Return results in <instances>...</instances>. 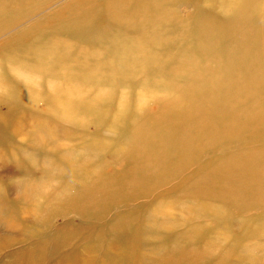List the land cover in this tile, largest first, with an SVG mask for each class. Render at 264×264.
Returning <instances> with one entry per match:
<instances>
[{
    "label": "rangeland",
    "instance_id": "rangeland-1",
    "mask_svg": "<svg viewBox=\"0 0 264 264\" xmlns=\"http://www.w3.org/2000/svg\"><path fill=\"white\" fill-rule=\"evenodd\" d=\"M96 2L99 0H51L35 12L40 3L38 0H0L2 68L6 67L10 59L8 52L13 47L29 44L37 40L36 34L40 35L41 29L51 28L46 21L59 19V13L80 8L73 6L95 5ZM176 5L181 21L179 34L184 35L174 41V30L165 25L167 30L163 38L150 46L157 57H147L142 54L144 47L133 48L134 41L126 39L122 42L128 45H120L113 54L119 62L117 71L98 66L89 68V72L84 67L56 65L46 74L35 69L33 63V68L28 67L20 74L24 79L38 75L44 88L48 85L44 80H55L49 81V89L58 85L63 77L79 83L61 87L59 92L65 97L75 92L84 93L88 98L94 87H101L93 102L71 100L65 106L64 115L59 112L60 104L48 103L42 96L36 100L39 115H46L45 110L50 109V116L43 123L52 127L54 146L62 147L59 151L52 150L49 145L33 146L23 140L29 121L23 123L21 136L10 130L11 124L27 117L23 112H30L27 103L20 98L21 87H0V201L4 210L0 213V235H10L3 236L7 237L6 242L0 239V264H84L79 256L86 253L87 245L106 247L113 244L123 252L144 244L147 248H155L167 245H158L160 238L157 235L161 234L163 241L170 242L177 233L189 228L191 231L185 233L187 243L196 245L199 250L205 246L201 244L200 236L214 240L224 231L225 245L216 241L212 246L213 253L219 258L223 256L227 264H264V86L261 85L264 82V0H176ZM229 7L232 9L227 10ZM24 11L29 13L28 18L17 23ZM87 11L93 29L104 27L101 9L93 7ZM205 13L210 20L201 24L196 17ZM35 25L33 30L26 32ZM229 47L234 52L223 51ZM192 59L198 65L192 69L195 73L191 74V67L187 66L172 68L176 62ZM197 73L203 76L197 78ZM87 75L100 76L99 81L103 83L87 84ZM4 78L11 80L12 77ZM172 78L179 81V89L172 88L167 93L184 91L183 96L172 97L179 100L175 110L171 109V104L167 111L160 112L161 103L152 97L136 101L138 91L148 89L146 92L152 95L151 85L161 83L168 86ZM131 79L133 83L128 82ZM14 80L11 81L14 83ZM187 85H196L199 92L184 90ZM204 85H210V88H204ZM118 87H124L125 92L120 100L117 99V104L113 102V94ZM136 106H140L141 125L135 122ZM155 118L160 120L154 122ZM200 120L202 125H199ZM186 122L190 128L192 124L195 126L196 133L187 131L177 139L186 140L193 133L197 138L194 146L175 148L170 144L164 147L166 138L169 139ZM227 122H237L238 129L237 126L230 129ZM8 134L23 144L26 152L9 150ZM219 145L224 154L213 160L216 153L209 152V149ZM89 146L94 150L83 160L90 167L97 160L100 163L91 172H77L75 178L72 177L71 183L76 184L75 191H78L74 197L80 201L84 197L89 202L83 205L86 210H93L96 205L106 208L117 203L112 211L114 216L107 219L85 217L68 208L71 211L53 212L48 219L45 217L47 222L36 229L28 227L37 215L38 203L40 207L50 202L57 208L66 206L68 194L62 188V181L69 178V171L63 161L69 156L74 158L73 162L81 163L83 155L78 150ZM67 148L68 151L64 152ZM24 156L30 157L37 165L33 168L25 164ZM164 156L167 160L163 159ZM43 160L46 162L42 163ZM225 167L229 169L225 170ZM240 169L244 170L240 173ZM42 172L43 178H50L53 182L52 186L49 182L46 184L48 194L41 187L35 189L36 196H29L30 192L23 190L15 192L14 186L18 183L38 182ZM228 178L230 182H227ZM195 182L197 184L192 186ZM189 184L192 185L186 187ZM57 187L60 189L56 194ZM229 195L235 198L233 203L227 198ZM100 197L101 201L97 202ZM157 200L158 205H162L158 214L163 212L162 215L168 218L152 215L153 220L145 224L149 233L140 243L135 238L136 233H140L138 225L142 220L139 214L142 215L148 203ZM210 203L217 205L208 211ZM119 207L123 208L117 209ZM145 211L148 215L151 212ZM9 213L15 222L21 224L17 229H21L22 235L17 229H2L5 215L8 214L10 219ZM162 221L163 229H158ZM117 222L121 225L113 229L112 225ZM126 222L128 226H125ZM64 229L76 233L68 244L66 237L56 240ZM104 229L110 232L98 245L96 236L102 231L105 233ZM60 251L59 256L52 253ZM227 255L228 258L224 259ZM230 256L235 257L231 262ZM105 260V264H115L111 257ZM117 264H123V261Z\"/></svg>",
    "mask_w": 264,
    "mask_h": 264
},
{
    "label": "bare ground",
    "instance_id": "bare-ground-1",
    "mask_svg": "<svg viewBox=\"0 0 264 264\" xmlns=\"http://www.w3.org/2000/svg\"><path fill=\"white\" fill-rule=\"evenodd\" d=\"M40 3L37 4V7L35 8V12L40 10L42 7L46 6L48 2L51 0H38ZM91 3V2H90ZM90 3L82 6H73L74 7H80L78 9H74L72 12H66V13H59L58 17L59 19L56 20H48L47 23L50 24L51 28L47 29H41L39 31L40 35L36 34L37 40H34L33 42H30L29 44H25L22 46L13 47L11 51L8 52L10 59L6 62V67L2 68V65H0V87H8V88H15L17 85L23 89L21 92V100L24 103H27V108L29 109L28 114L22 113L23 115L27 117H23L19 119L14 125L11 124L12 127H10V130L13 133H19V135H23L21 132L24 127L23 123L26 121H29L30 123H26V130L27 133L25 134V137L23 140L29 141L33 146H37L41 144L40 146L49 145V147L52 150L59 151L62 147L54 146V140L52 137L55 134L52 131V127L48 126L47 124H44L43 121L47 120L50 116V109L48 108L45 110L47 113L44 116L39 115L38 113V105L36 104V100H38L39 96H42V99H45L49 102H54L57 104H60L59 112L64 115L65 114V106L68 104L71 100H77V101H90L93 102L94 99L99 96V91L101 87H94L93 92L90 93L89 91V97L85 98L84 93H72V96L65 97L64 94L60 93V88H67L69 85L75 83L68 81L66 78H62L60 82H58V85H55L53 89H49V86L51 83L55 80L50 81V79L44 80L46 83H48L47 87L44 88V84L42 83V79L40 77L32 75L30 79H24L20 77V74L22 75L23 71H26V69L33 68L32 64L34 63L35 69H41V73H46L50 70L55 69L56 65L62 66L64 68L66 67H84L86 70L89 71V68L91 67H109V69L113 72L114 70L117 71L119 67V62L114 58L113 54L118 51L119 46L122 47L125 45H128V43H124L122 41H125L126 39H131L134 41V44H132L133 48L137 47H144L145 49L142 51V54L150 56V57H157L158 55L156 52L150 48L151 45L157 44L158 40L162 39L165 30L164 26L169 25L170 28L174 30V41H178L181 38V35L179 34V26H180V19L178 18L177 14V5L176 0H99V3H95V5H91ZM99 5V6H98ZM32 6H35L32 4ZM98 7L102 10V13L104 15V27L102 28H92L91 24V16L87 14V9ZM232 8H228L227 10H230ZM25 13V14H24ZM58 13V12H57ZM29 13L24 11L22 13V17L17 19V23L25 20L28 18ZM192 18V17H191ZM54 19V18H53ZM196 19L201 20V24L206 23L210 20L209 15L205 13L202 16L196 17ZM169 21V23H168ZM35 26H31L27 31L26 29L24 31L29 32L30 30H33ZM39 29V27H37ZM176 30H175V29ZM25 32V33H26ZM189 34V31H188ZM246 34V32H245ZM35 36V35H34ZM182 39V38H181ZM105 49V50H104ZM155 52L154 54L151 52ZM224 52L230 53L234 52L232 48H226L223 50ZM232 57V56H231ZM108 59V60H105ZM178 58V57H177ZM175 58V59H177ZM85 62V60H87ZM102 59V60H101ZM104 59V60H103ZM260 59V57H259ZM178 63V64H176ZM172 68L175 66H183V67H191L190 73H195L194 70L198 67L194 63V60H184L182 62H176ZM49 70V71H48ZM210 71V68H209ZM90 72V71H89ZM190 74V75H191ZM100 76L102 74L99 73ZM5 76L12 77L11 80L13 81L15 78L17 81L14 80V83L9 80L5 79ZM99 77H92V75H87L86 77V83H103L99 81ZM203 75L196 74L197 78H201ZM14 78V79H13ZM49 81L51 82L49 84ZM129 83H133V79L128 81ZM196 82V81H195ZM79 84V83H75ZM179 81L176 79L171 80V82L167 85H163L161 83L156 85H151L153 87V94L149 95V92H146L147 90H142L141 92L138 91L136 94V101L145 100L149 97H152L157 102L161 103V107L159 109L160 112L167 111L168 106L173 104V107L171 109L175 110L176 105L178 104L179 100H176L172 97L173 95L183 96V90H179L175 93H167L172 88L173 90L179 89ZM82 85V84H81ZM163 85V86H161ZM261 85L264 86V82L261 83ZM210 88V85H204V88ZM137 90V89H136ZM184 90L189 91H197L196 85L189 86L187 85L184 87ZM125 92L124 87H118L115 91V94H113V102L117 103V99H121L123 93ZM119 99V100H120ZM102 100V98L100 99ZM103 101V100H102ZM147 102V101H146ZM176 104V105H175ZM133 105V104H132ZM138 113H136L135 122H139L138 124L141 125L139 117H141V112H139L140 106H136ZM34 111V112H33ZM160 114V113H159ZM157 116V115H156ZM182 118V117H180ZM82 119V118H81ZM160 119H154L153 121H159ZM231 120L235 121L233 118ZM141 123V124H140ZM203 121H199V125H202ZM230 129H233L237 126V122H227L226 123ZM196 125V124H195ZM190 124L188 122L185 123V125L180 126L174 134L167 139L164 144V147L167 145H174L175 148H179L182 146H194V142L197 140V138L194 136L193 133L189 135V137L186 140H180L177 138H180L181 134L187 131H191L196 133V128L192 124V127L190 128ZM134 128V127H133ZM199 129V128H197ZM10 131V132H11ZM115 131V130H114ZM72 132V130H69V134ZM74 134L78 135V132H75ZM12 134H8L6 136L7 140L9 141V150L14 151L17 150L19 152H26L23 144H19ZM11 136V137H10ZM2 136L0 137V139ZM12 138V139H10ZM155 141V140H154ZM218 145V144H216ZM213 146V145H211ZM209 146V147H211ZM152 147V146H151ZM251 147V146H250ZM101 149V148H100ZM99 149V150H100ZM94 148L92 146L85 147L83 150H78V153H82V160L81 163L73 162L74 158L66 157V160L63 162L66 164V167L69 171V178L66 177V181H62V188L65 189L68 196L66 197V206L65 207H54L53 204L47 203L44 206L40 207L39 203L36 208L37 215L34 216L33 224L28 225V227H31L32 229H36L42 223L44 224V221H46L45 217H49L50 214H53V212H60L63 213L65 211H71L68 208H71L73 210H77L78 214L81 216H92L96 218H108L113 217L114 213L112 211H115L117 207V203H114L106 208H100L95 207V209H87L83 207V205H88L89 202L84 200V197H81L83 201H80L78 198L74 197V194L78 193V191H75L76 184H72V177L75 178V174L77 172L87 173L88 171L91 172L93 168H95L99 163L100 160H97L94 162L93 167H90L89 163L85 160H83L84 156L92 153ZM222 146L219 145L215 149L210 148V151H214L216 154L213 156V160H216L217 157L221 158L223 156ZM68 148L66 151L67 152ZM77 151V149H76ZM218 153V154H217ZM2 154V151L0 149V155ZM96 154V153H95ZM156 154V153H155ZM48 157V156H45ZM165 160H167L164 156ZM25 164H28L29 166H32L33 168L37 165L36 162L28 156H24ZM92 161V160H90ZM46 162V161H45ZM44 160L42 163H45ZM214 162V161H213ZM50 163V160L48 161ZM83 163V164H82ZM91 163V162H90ZM2 166H5V163H2ZM224 166H226L224 164ZM65 169V168H64ZM229 167H225V170H228ZM241 170L240 169V173ZM228 173V172H226ZM44 173L42 172L41 178L38 182H25V183H18L14 186L15 192H21L22 190L26 193H29V196H36L35 192L37 188L41 187L46 192V184L49 182L52 186V181L50 178L46 179L43 178ZM227 182H230L231 179H226ZM78 184V182H77ZM193 184V185H192ZM187 185L186 187L195 186L197 182ZM227 184H225L226 186ZM59 187H57V193H59ZM78 189V188H77ZM43 190L40 192L45 193ZM52 190V188H51ZM153 191V190H151ZM47 193V192H46ZM45 193V194H46ZM48 194V193H47ZM20 197H23V195H20ZM28 197V196H26ZM226 198V197H224ZM227 198L230 199V202L233 203L235 201V198H233L231 195L227 196ZM17 199V198H16ZM19 199V198H18ZM17 199V201H19ZM34 202V200H32ZM95 201V200H94ZM101 201V197L97 200V202ZM148 201V200H147ZM158 202V203H157ZM98 204V203H96ZM147 204V203H146ZM159 201L156 202H150L147 206L143 208L142 215L139 214V218H141V222L138 225L140 233H136L137 237H135L139 242H143L146 238L147 232L145 224L149 221L153 220L152 215H158V218H168L166 215H159L160 206ZM167 204V203H166ZM168 205V204H167ZM217 204L214 205V203H210L208 205L207 210H210V207L214 208ZM226 206V204H225ZM123 207H119L117 209H121ZM159 208V209H158ZM150 212V214H146ZM84 211L83 214L80 212ZM4 212L2 203L0 201V213ZM7 213V212H6ZM157 213V214H156ZM10 219H8V214L5 215L4 226L2 227L3 230H16L18 227H20L19 223L15 222L9 213ZM162 216V217H161ZM26 217V216H25ZM47 217V219H48ZM27 220H30L29 216L26 217ZM13 220V221H12ZM155 220V219H154ZM47 222V221H46ZM164 221L160 222L158 225V229H163L162 224ZM27 223V222H26ZM1 225V224H0ZM19 225V226H18ZM24 225V224H23ZM121 225V222L114 223L112 225V228ZM128 226V223L126 222V225ZM141 229L144 230V232H141ZM18 230V229H17ZM105 233L104 231L101 232V234L96 236V240H98L99 244L101 243L102 237H106V233L110 232L107 231ZM20 235H22L21 229L18 230ZM191 231V228L185 230L184 232H179L175 235V237L167 242L163 241V236L161 234L157 235L160 238V241L158 242V245H161L163 243H167L166 246H157L155 248H147L144 245H141L135 249H129L126 252H123L119 246H115L113 244L106 245L105 246H96L92 247V245H87V251L83 255L81 254L79 256V260L83 262L84 264H87L89 262H92L93 264L95 261H98V264H105L106 257H111L112 262L117 264L118 261H123V264H197L199 262H204L205 264H220L222 261V264H227V260H223V256L215 255L213 253V246L212 244L217 243H223L225 245V235L224 231H221L220 235L216 236L214 240L210 239L209 237H199L201 239V244H204L203 249L199 250L196 245H190L187 243L188 238L185 233H188ZM116 233V232H114ZM113 233V234H114ZM142 233V234H141ZM29 234V233H28ZM157 234V233H156ZM19 235V234H18ZM3 236H10V235H0L1 241L6 242L7 237ZM76 236L75 232H70L68 229L63 230V234L60 238L56 240H59L64 237L68 238L66 244L71 242L72 238ZM135 234H133V237ZM101 237V238H100ZM16 238V237H15ZM14 238V239H15ZM198 238V240H199ZM156 239V238H154ZM110 240V237H109ZM108 240V241H109ZM228 241V240H226ZM65 244V245H66ZM192 244V243H191ZM227 244V243H226ZM61 246H59L60 248ZM248 247V246H247ZM257 247V246H256ZM250 248V247H248ZM59 250V249H57ZM54 255L57 253V255H61L62 251L60 252H52ZM232 254V253H231ZM215 258L213 259V257ZM232 256V255H231ZM229 262L233 261L235 257L231 258ZM226 257V256H225ZM224 259L228 258L227 257ZM219 261H218V260ZM210 260V262H209ZM217 260V261H216ZM117 261V262H116ZM213 261V262H212ZM227 261V262H226ZM203 263V264H204ZM235 263V260H234ZM236 263H238L236 261Z\"/></svg>",
    "mask_w": 264,
    "mask_h": 264
}]
</instances>
